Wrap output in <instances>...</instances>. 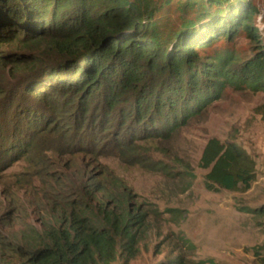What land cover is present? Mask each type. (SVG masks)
I'll return each instance as SVG.
<instances>
[{"label": "trees", "instance_id": "obj_1", "mask_svg": "<svg viewBox=\"0 0 264 264\" xmlns=\"http://www.w3.org/2000/svg\"><path fill=\"white\" fill-rule=\"evenodd\" d=\"M244 2L187 0L186 7L200 9L196 19L161 38L154 20L160 6L154 1L0 0V42L17 38L19 49L27 50V71L18 87L32 100L35 94L40 95L37 100L46 99L43 86L56 96L67 92L80 104L96 98L107 113H119V128L129 122L140 127L137 137L167 139L217 99L226 84L264 92V44L252 22L254 7ZM239 30L253 46L248 58L239 60L229 50L205 51L216 39H230ZM15 53L0 55V62L25 61ZM32 104L42 103L31 101L21 112L30 123L26 136L33 140L46 133L49 140L51 130L41 121L36 125ZM131 142L115 146L128 154ZM6 147H0L5 154L12 146ZM29 148L34 151L27 144L21 155ZM77 153L85 168V149ZM198 165L206 170L208 190L246 191L256 179L255 159L239 144L216 137L207 138ZM98 166L94 175L82 179L73 194L77 198L66 194L54 205L53 221L31 228L23 243L5 244L21 258L18 264H109L120 255L127 261L134 257L146 213L132 206L130 189L118 176ZM95 193L99 196L94 201ZM252 213L264 215V210Z\"/></svg>", "mask_w": 264, "mask_h": 264}, {"label": "rangeland", "instance_id": "obj_2", "mask_svg": "<svg viewBox=\"0 0 264 264\" xmlns=\"http://www.w3.org/2000/svg\"><path fill=\"white\" fill-rule=\"evenodd\" d=\"M148 1L160 6L154 20L161 38L180 31L200 10L186 7L187 0ZM247 2L254 7L252 22L264 44V0ZM203 4L209 7L206 1ZM211 6L212 12L215 5ZM252 48L239 30L230 39H216L205 51L229 50L244 60ZM10 51H18L25 61L0 62V147L7 144L6 148L15 149L11 147L7 154L0 149V264H18L21 258L5 244L23 243L31 228L40 229L53 221L54 205L63 202L66 194L77 198L73 194L82 179L94 175L98 165L118 176L130 189L132 206L146 213V229L134 257L127 261L120 255L109 264H172L173 260L179 264H264V215L252 213L264 210V92L226 84L217 99L171 137L143 138L137 137L140 127L132 123L119 128V113H107L96 98L80 104V99L67 92L56 96L43 86L46 99L37 100L40 95L35 94L32 100L30 93L18 87L27 71L28 52L19 49L17 38L0 42L3 58ZM31 101L42 103L32 104L31 111L37 116L35 123L41 121L51 130L49 140L46 133H37L33 140L26 136L30 123L20 116ZM14 130L21 133L16 135ZM209 137L239 144L255 159L256 179L248 190L205 188L206 170L199 167L198 159ZM130 138V153L117 150L118 141ZM25 144H31L34 151L29 148L21 155ZM81 148L86 151L85 168L78 159ZM98 196L94 194V201Z\"/></svg>", "mask_w": 264, "mask_h": 264}]
</instances>
